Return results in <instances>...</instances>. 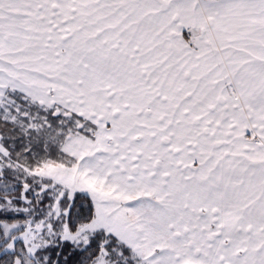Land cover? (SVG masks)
Segmentation results:
<instances>
[{
	"label": "snow or ice",
	"instance_id": "6c2138e0",
	"mask_svg": "<svg viewBox=\"0 0 264 264\" xmlns=\"http://www.w3.org/2000/svg\"><path fill=\"white\" fill-rule=\"evenodd\" d=\"M0 264H264V0H0Z\"/></svg>",
	"mask_w": 264,
	"mask_h": 264
}]
</instances>
